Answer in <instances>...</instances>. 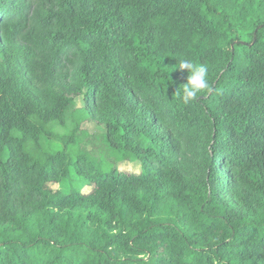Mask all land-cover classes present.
I'll list each match as a JSON object with an SVG mask.
<instances>
[{
	"label": "trees",
	"instance_id": "obj_1",
	"mask_svg": "<svg viewBox=\"0 0 264 264\" xmlns=\"http://www.w3.org/2000/svg\"><path fill=\"white\" fill-rule=\"evenodd\" d=\"M0 264H264V0H0Z\"/></svg>",
	"mask_w": 264,
	"mask_h": 264
},
{
	"label": "rangeland",
	"instance_id": "obj_2",
	"mask_svg": "<svg viewBox=\"0 0 264 264\" xmlns=\"http://www.w3.org/2000/svg\"><path fill=\"white\" fill-rule=\"evenodd\" d=\"M84 105L83 99L82 97L77 98L76 99V107L77 108H81ZM82 129H84L85 131H87L91 136H90V140L86 141L85 145L88 151H91L93 153L96 152H100L102 149V146L100 144V137L101 135L105 132V129L101 126H98L94 123H89V122H85L82 125ZM59 132L63 133V130L60 129ZM103 151H107V154H104L103 152L100 153L96 159V162H108L107 161V156L111 155L109 149L105 146V149ZM117 158H113L112 161L110 162L111 164L114 163V167L118 169L119 172L122 173H127V174H139L141 172V166L140 163L138 161L132 162V161H122L119 162V160H116ZM70 176H72L71 178L76 180L75 174L73 172L70 173ZM76 186V185H74ZM50 187L54 190V191H60L61 193H67V189L69 187L68 182H63L60 185L57 184H51ZM91 191V188L87 185L85 187L82 188V192L83 193H88Z\"/></svg>",
	"mask_w": 264,
	"mask_h": 264
},
{
	"label": "clouds",
	"instance_id": "obj_3",
	"mask_svg": "<svg viewBox=\"0 0 264 264\" xmlns=\"http://www.w3.org/2000/svg\"><path fill=\"white\" fill-rule=\"evenodd\" d=\"M176 69L187 72L186 83L182 84L181 99L184 104L197 101L200 99L198 93L209 89V69L207 66L193 63L189 59H180L177 62ZM171 83L172 81L169 84Z\"/></svg>",
	"mask_w": 264,
	"mask_h": 264
}]
</instances>
